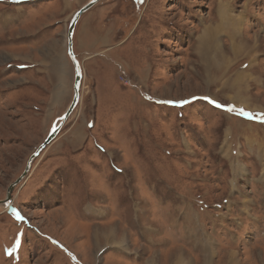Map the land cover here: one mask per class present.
<instances>
[{"label":"rangeland","instance_id":"rangeland-1","mask_svg":"<svg viewBox=\"0 0 264 264\" xmlns=\"http://www.w3.org/2000/svg\"><path fill=\"white\" fill-rule=\"evenodd\" d=\"M43 1L0 0V200L73 99L39 48L89 0ZM91 25L112 45L0 205V264H264V0H101L80 58Z\"/></svg>","mask_w":264,"mask_h":264},{"label":"crops","instance_id":"crops-1","mask_svg":"<svg viewBox=\"0 0 264 264\" xmlns=\"http://www.w3.org/2000/svg\"><path fill=\"white\" fill-rule=\"evenodd\" d=\"M85 1L86 0L82 1L81 3H84ZM43 2H44V4H49V3H51V0H44ZM33 4L35 5L34 2H33ZM22 16H23V13H22V9H21L19 12L13 14L12 17L8 21L10 22V21L18 20ZM221 21H223V19H221ZM88 30H90V33H88ZM113 32H114L113 29L99 28L97 25H93V26L91 25V27L86 26V31H85V29L82 31V34L79 37L78 47L80 49V52L82 53V57L83 58H80L79 56H77V57L79 58V60L82 63L83 70L85 71L84 75H86V80L87 81H88L89 77H88V71H87L85 62L88 61V60L93 59L94 56L98 52H100V50H96V49L94 50V48L96 46H104L103 49L111 47L112 44H108L107 42L109 40L110 35ZM60 39H62V38L54 39L53 42L50 44V46L47 49H43L44 46L42 48L41 47L39 48L40 49V55H41V57H43L40 60L39 64H42L43 66H46L47 70L51 71L52 73H57V72L60 71L63 74L67 73V75L68 74L72 75L73 74V70H74V66H73L72 61L69 58V55H68V46H67V43H66V41H67L66 35H65V43H66L67 51H65L63 49H58L57 43L59 41H61ZM74 49H75V36H74ZM254 51H255V49H254ZM75 53H76V51H75ZM253 53H255V52H253ZM47 56L49 58H52L53 60L50 59V62H48L47 61ZM226 56H228V55H226ZM238 57H237V59H238ZM207 59L209 60V58H207ZM210 68H211L210 69L211 73L214 75V72H212L213 67L210 66ZM52 70H56V72H53ZM239 73H240L239 76H245V80L249 79V82H247V84H246L247 85V89H249L250 88L251 77L249 76V78H248L247 71H245V70H241V71H239ZM237 77H235V79H230L229 81H227L228 87H231V88H234V89H235V87H239V86L243 87V85L245 84L244 80H242L241 83H238L236 81ZM214 79L216 80V76L215 75H214ZM84 84H85V81H84ZM235 94H236V96L239 99H241L242 101L244 100L243 96H240L237 93H235ZM63 96H64L63 97L64 101H65V99L67 97H69L68 94H63Z\"/></svg>","mask_w":264,"mask_h":264},{"label":"water","instance_id":"water-1","mask_svg":"<svg viewBox=\"0 0 264 264\" xmlns=\"http://www.w3.org/2000/svg\"><path fill=\"white\" fill-rule=\"evenodd\" d=\"M101 0H89L85 4H83L73 15L68 32H67V46H68V55L70 60L73 63L74 69H75V78L73 83V99L70 102L69 106L65 110V112L56 119V121L53 123V126L45 138V140L38 146V148L34 151V153L30 156V158L27 161L26 167L23 171V173L13 182L9 185L7 190V196L5 199L0 200V205L5 206L6 204L12 200L13 198V192L17 185L24 182L25 178L30 174V171L32 169L33 163L36 160L37 157L42 153V151L47 148L57 137L58 133L60 132L61 128L65 124V122L68 120V118L74 113L76 108L79 105L80 99H81V87L82 82L84 78V70L81 61L77 57L74 49V34L75 29L77 26V23L81 16L91 9L94 5H96ZM12 202V201H11ZM11 204H9L10 206Z\"/></svg>","mask_w":264,"mask_h":264},{"label":"bare ground","instance_id":"bare-ground-1","mask_svg":"<svg viewBox=\"0 0 264 264\" xmlns=\"http://www.w3.org/2000/svg\"><path fill=\"white\" fill-rule=\"evenodd\" d=\"M210 29H211V28H210ZM82 83H83V82H82ZM81 89H82V87H81ZM80 96H81V95H80ZM10 203H11V201L8 203V205H9ZM6 205H7V204H6ZM108 238H109V241L111 242V240H112L113 237H111V235H108ZM109 241H108V242H109ZM179 260H180V259H179ZM183 261H184V260H183ZM183 261H182V263H183Z\"/></svg>","mask_w":264,"mask_h":264},{"label":"snow or ice","instance_id":"snow-or-ice-1","mask_svg":"<svg viewBox=\"0 0 264 264\" xmlns=\"http://www.w3.org/2000/svg\"><path fill=\"white\" fill-rule=\"evenodd\" d=\"M183 103H187V101H184ZM213 103H215V101H213ZM217 106H220V105H217ZM17 215H18V218L22 219V217H19V214H17Z\"/></svg>","mask_w":264,"mask_h":264}]
</instances>
